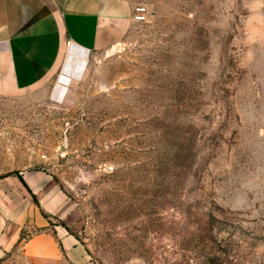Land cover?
Masks as SVG:
<instances>
[{
	"label": "rangeland",
	"instance_id": "rangeland-1",
	"mask_svg": "<svg viewBox=\"0 0 264 264\" xmlns=\"http://www.w3.org/2000/svg\"><path fill=\"white\" fill-rule=\"evenodd\" d=\"M128 2L62 101L65 59L0 97V181L46 221L0 264H264V0Z\"/></svg>",
	"mask_w": 264,
	"mask_h": 264
},
{
	"label": "crops",
	"instance_id": "crops-1",
	"mask_svg": "<svg viewBox=\"0 0 264 264\" xmlns=\"http://www.w3.org/2000/svg\"><path fill=\"white\" fill-rule=\"evenodd\" d=\"M132 18L128 0H0V97L29 91L63 65L54 97L67 92L65 73L81 74L88 55L113 48L127 33ZM0 181V259L21 244L31 222L45 228L40 194L25 178ZM71 246L70 238L64 237ZM43 237L31 240L41 245ZM26 248L29 244H25ZM38 256L45 250L37 248Z\"/></svg>",
	"mask_w": 264,
	"mask_h": 264
},
{
	"label": "built area",
	"instance_id": "built-area-1",
	"mask_svg": "<svg viewBox=\"0 0 264 264\" xmlns=\"http://www.w3.org/2000/svg\"><path fill=\"white\" fill-rule=\"evenodd\" d=\"M135 19L138 22H142L146 19V9L145 8H138L135 13Z\"/></svg>",
	"mask_w": 264,
	"mask_h": 264
},
{
	"label": "trees",
	"instance_id": "trees-1",
	"mask_svg": "<svg viewBox=\"0 0 264 264\" xmlns=\"http://www.w3.org/2000/svg\"><path fill=\"white\" fill-rule=\"evenodd\" d=\"M22 183L24 184V186L26 187V188H28V186H27V184L25 183V181L22 179ZM0 263H1V259H0Z\"/></svg>",
	"mask_w": 264,
	"mask_h": 264
},
{
	"label": "bare ground",
	"instance_id": "bare-ground-1",
	"mask_svg": "<svg viewBox=\"0 0 264 264\" xmlns=\"http://www.w3.org/2000/svg\"><path fill=\"white\" fill-rule=\"evenodd\" d=\"M61 77V76H60ZM66 96V95H65Z\"/></svg>",
	"mask_w": 264,
	"mask_h": 264
}]
</instances>
